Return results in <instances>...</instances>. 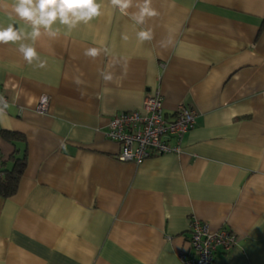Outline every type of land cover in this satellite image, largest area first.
I'll return each mask as SVG.
<instances>
[{
  "label": "crops",
  "instance_id": "0c3cea01",
  "mask_svg": "<svg viewBox=\"0 0 264 264\" xmlns=\"http://www.w3.org/2000/svg\"><path fill=\"white\" fill-rule=\"evenodd\" d=\"M103 4L35 42L44 68L0 43L3 167L25 163L0 194V264H181L193 218L236 235L213 264H264V0H152L144 25ZM142 28L151 41L137 39ZM156 91L165 113H195L180 152L118 160L109 120Z\"/></svg>",
  "mask_w": 264,
  "mask_h": 264
},
{
  "label": "built area",
  "instance_id": "2783aa9c",
  "mask_svg": "<svg viewBox=\"0 0 264 264\" xmlns=\"http://www.w3.org/2000/svg\"><path fill=\"white\" fill-rule=\"evenodd\" d=\"M45 107L38 102L36 109ZM194 118V111L183 103L165 113L156 91L144 95L139 109L114 113L105 135L119 145L118 160L139 164L152 156L180 152L183 135L192 128ZM2 161L0 150V175ZM188 242L189 251L177 254L181 264H213L216 248L228 251L235 245L236 235L228 228L210 229L206 222L193 218Z\"/></svg>",
  "mask_w": 264,
  "mask_h": 264
},
{
  "label": "clouds",
  "instance_id": "9594fccd",
  "mask_svg": "<svg viewBox=\"0 0 264 264\" xmlns=\"http://www.w3.org/2000/svg\"><path fill=\"white\" fill-rule=\"evenodd\" d=\"M108 4L121 14L127 15L137 25H144L149 18L158 15L157 10L152 6V0H107ZM11 9V22L6 26L0 24V43L18 44V51L28 64L36 61V66L44 68L46 61L40 58L36 50L35 42L46 35L55 38L60 33V26L67 31L75 29L79 24H88L94 18L102 14L104 7L103 0H12L9 5L5 0H0V8ZM135 11H129L130 9ZM21 22L28 25L30 32L26 31L20 25ZM140 42L151 41L153 33L151 29H141L136 33ZM125 40L127 36L123 37ZM25 40H31L32 43H24ZM107 54V49L103 50ZM102 49L98 47H89L84 55L90 58H97L101 55ZM105 81H112L111 72H101ZM39 102L42 105L47 104V96H41ZM8 101L0 96V118L6 115Z\"/></svg>",
  "mask_w": 264,
  "mask_h": 264
},
{
  "label": "trees",
  "instance_id": "16d2710c",
  "mask_svg": "<svg viewBox=\"0 0 264 264\" xmlns=\"http://www.w3.org/2000/svg\"><path fill=\"white\" fill-rule=\"evenodd\" d=\"M2 161V175H0V194L2 196H8L14 193L16 190L19 177L24 168V161L17 160L11 170H7L3 167Z\"/></svg>",
  "mask_w": 264,
  "mask_h": 264
}]
</instances>
